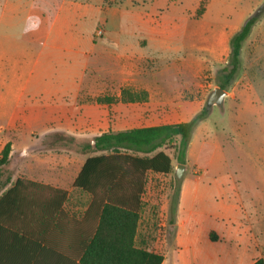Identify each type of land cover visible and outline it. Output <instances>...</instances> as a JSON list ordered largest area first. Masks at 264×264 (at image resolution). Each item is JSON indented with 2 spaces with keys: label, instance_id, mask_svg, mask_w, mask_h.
I'll return each instance as SVG.
<instances>
[{
  "label": "crops",
  "instance_id": "0c3cea01",
  "mask_svg": "<svg viewBox=\"0 0 264 264\" xmlns=\"http://www.w3.org/2000/svg\"><path fill=\"white\" fill-rule=\"evenodd\" d=\"M154 1L15 0L9 26V1L0 0V78L6 90L0 101L23 100V86L35 84L31 98L35 105H30L35 126L44 136L64 134L78 140L172 125L166 122L168 116L185 118L174 124L192 120L204 107L200 70L215 63L217 57L229 58L235 33L198 30L187 34L168 29L163 15L150 9ZM100 29L103 35L98 37ZM8 41L10 45L3 51L2 44ZM200 49L206 53L204 57L199 55ZM169 71L181 77L191 75V82L182 79L177 88L157 80ZM11 86L19 87L14 95ZM123 91L140 95L141 101H123ZM232 95L228 93L226 98ZM100 98L114 102L99 103ZM53 139L46 145L49 149L66 148ZM207 145L211 152L204 155ZM51 149L48 154H35V176H14L12 183L23 179L67 191V201L46 223L31 215L15 218L8 235L15 233L19 247L0 249V264H80L82 247L96 234L100 220L91 208V197L72 188L88 157L77 165ZM198 156L204 158L206 173L218 164H227L217 141H202ZM258 161L261 158H257L255 170L246 163L241 175L250 176L254 170L255 176H264ZM226 175L202 174L191 184L182 181L174 223L171 206L175 202L169 210L167 204L163 208L165 219L160 226L164 230L158 238L151 237L150 226L140 238L142 210L137 246L162 255V264H254L264 260L263 195L258 188H246L242 196L240 176L233 171ZM258 179L262 177H256V182ZM60 195L50 190L20 192L17 206L30 210L36 203L35 211H41Z\"/></svg>",
  "mask_w": 264,
  "mask_h": 264
},
{
  "label": "rangeland",
  "instance_id": "374dc122",
  "mask_svg": "<svg viewBox=\"0 0 264 264\" xmlns=\"http://www.w3.org/2000/svg\"><path fill=\"white\" fill-rule=\"evenodd\" d=\"M8 1L10 20L11 10L15 8L13 5L15 0ZM263 6L264 0H155L149 5L151 11H157L163 15L166 28L177 29L187 34L198 30L206 33L216 31L217 34L225 31L237 33L250 18L257 16ZM200 10L204 12L207 10L202 21L200 19L203 14H200ZM257 18L258 21L250 37L242 47L240 71L227 90L229 94L234 95L226 98L222 106L208 109L207 119L199 123L193 132L185 164L178 163L177 147L173 145L174 147L170 146L165 150L173 162L171 174H150L148 176L146 193L143 197L140 238H143L149 226L152 238H155L154 236L158 238L163 233L164 229L160 224L165 219L164 206L167 204L168 210L170 209L176 200L182 181L191 184L195 182L197 176H202V174L204 176H227L228 172L233 171L234 176L241 178L238 183L241 195L244 196L246 188L251 191L258 188L263 195L264 202V176L254 175L257 158H261L258 166L263 165L264 168V13ZM11 25L10 20L9 26ZM2 45V50L7 51V46L10 44L8 41L7 44ZM193 53L196 55V50ZM199 55L204 57L206 53L200 49ZM227 64L228 58L217 57L215 63H207L201 68L200 95L204 100L203 110L206 108L211 93L215 88H219L223 77L221 72ZM190 77L191 75L181 77L177 72L169 71L157 80L168 86L172 84L179 88L181 80L191 82ZM17 88L19 87L11 86L10 93L14 95ZM23 89L26 96L23 100H12L5 103L0 101V106H2L0 109V151L7 143L12 144L14 153L11 155L7 170L13 177L35 176V154H48L46 151L51 149L46 145L52 140V134L43 135L39 126H35V115L31 111L30 105H35V101L31 100L32 95L35 94V84H26ZM5 91L0 78V96ZM126 99L128 101L134 99L135 103L141 101L140 95L136 93H130ZM23 106H25L24 109H22ZM27 106L30 107L26 108ZM182 120L185 118L168 116L166 122L174 124ZM205 131L211 133L207 136ZM202 141H208L211 144L217 141L223 148L227 164H222V166L218 164L206 173L204 158L199 159L198 156ZM51 151L56 156L68 157L77 165L88 157L83 156L74 148H52ZM210 152L211 146L207 145L204 155ZM246 163L249 166L252 165L254 169L250 176L241 175ZM178 165L185 166L181 179L177 178ZM256 177H262V180L258 179L256 182ZM249 179L251 182H247Z\"/></svg>",
  "mask_w": 264,
  "mask_h": 264
},
{
  "label": "trees",
  "instance_id": "16d2710c",
  "mask_svg": "<svg viewBox=\"0 0 264 264\" xmlns=\"http://www.w3.org/2000/svg\"><path fill=\"white\" fill-rule=\"evenodd\" d=\"M203 13L204 10H200V14ZM257 21V17L250 18L232 36L228 64L221 72L223 77L219 88L227 91L236 79L241 68L243 44L250 37ZM129 94L130 92L123 91V101H128L126 96ZM98 102L112 103L114 100L100 98ZM207 117L208 109L205 108L185 123L109 132L81 141L64 134L52 136L57 145L62 143L66 148H74L88 156L72 188L91 197V208L97 212L100 222L94 237L89 238L81 249L80 264L163 263L162 255L139 248L136 244L148 176L171 174L173 162L165 150L173 145L177 147L178 163L185 164L193 132ZM96 153L101 155L92 156ZM11 154L12 144L7 143L0 151V249L9 251L15 250L18 242L15 233L8 235L11 231L9 228L16 223L15 218L31 215L30 217L37 216L38 222L46 223L51 214L59 213L61 205L68 198L67 191L54 190L42 184L23 179L12 183L13 176L7 170ZM9 185L12 187L2 195ZM49 190L60 193L62 197L51 199L53 203H48L41 211H35L36 203L33 205L34 209L30 210H22L17 206L20 192L38 193ZM177 196L171 206V223H174L176 215ZM254 264H264V260Z\"/></svg>",
  "mask_w": 264,
  "mask_h": 264
},
{
  "label": "water",
  "instance_id": "95a60500",
  "mask_svg": "<svg viewBox=\"0 0 264 264\" xmlns=\"http://www.w3.org/2000/svg\"><path fill=\"white\" fill-rule=\"evenodd\" d=\"M264 13V6L259 10L256 17L261 16ZM228 96L227 91L221 89V88H215L214 91L211 93V95L208 98L206 108H212L214 106H222L224 100ZM183 169H185L184 165H178L177 166V177L179 179L183 176Z\"/></svg>",
  "mask_w": 264,
  "mask_h": 264
},
{
  "label": "built area",
  "instance_id": "2783aa9c",
  "mask_svg": "<svg viewBox=\"0 0 264 264\" xmlns=\"http://www.w3.org/2000/svg\"><path fill=\"white\" fill-rule=\"evenodd\" d=\"M103 35V30L100 29L97 31L96 36L101 37Z\"/></svg>",
  "mask_w": 264,
  "mask_h": 264
}]
</instances>
